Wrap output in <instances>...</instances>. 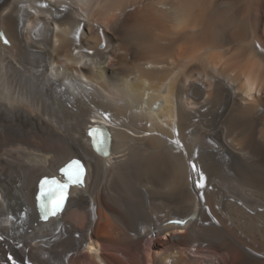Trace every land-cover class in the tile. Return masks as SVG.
Instances as JSON below:
<instances>
[{"label": "bare ground", "instance_id": "obj_1", "mask_svg": "<svg viewBox=\"0 0 264 264\" xmlns=\"http://www.w3.org/2000/svg\"><path fill=\"white\" fill-rule=\"evenodd\" d=\"M1 28L0 264H264V0H0Z\"/></svg>", "mask_w": 264, "mask_h": 264}, {"label": "snow or ice", "instance_id": "obj_2", "mask_svg": "<svg viewBox=\"0 0 264 264\" xmlns=\"http://www.w3.org/2000/svg\"><path fill=\"white\" fill-rule=\"evenodd\" d=\"M0 38H3L5 44L9 43L2 32H0ZM88 135L98 153H103L105 156L110 154V151H105L106 145L110 147V133L106 135L103 130L94 128L89 131ZM73 165L75 167V171H70L69 168L63 169L68 183H64L61 180L54 178L44 179L42 182L41 200L46 203H42L41 207L50 209L53 216L63 211L65 203L69 199L70 186L82 184L81 177L85 172L84 166L80 161H74ZM71 167L72 166H70V168ZM193 168L195 169V165H193ZM196 186L201 188L204 187L199 180L196 181Z\"/></svg>", "mask_w": 264, "mask_h": 264}]
</instances>
